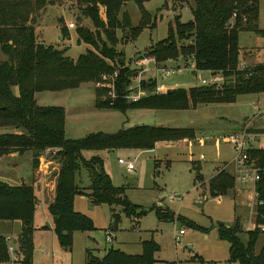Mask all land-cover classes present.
Masks as SVG:
<instances>
[{"label":"rangeland","instance_id":"1","mask_svg":"<svg viewBox=\"0 0 264 264\" xmlns=\"http://www.w3.org/2000/svg\"><path fill=\"white\" fill-rule=\"evenodd\" d=\"M5 1L8 4L24 3V10L28 12L30 24L35 31L36 42L54 46L74 61L88 50L97 51L96 48L80 42V28H87L93 34L100 31L104 41L110 45L103 30L96 29L76 0H52L41 7L42 2L38 0ZM144 5L147 19L143 24V15L135 2L119 5L118 19L121 26L115 32L114 38V47L119 54L118 62H107L117 69L115 73H118L119 68L127 67L134 71L135 76L142 75V79L148 82H153L151 76L154 75V68L167 65L184 67L186 62L188 69L186 67L187 70L183 72L169 76L160 72L158 84L186 90L203 87L201 81L209 80L210 72L195 71L192 58L180 56L175 59V63H169V59L159 63L154 56L149 55L152 47L168 38L169 25L171 23L175 26L177 17L182 23L193 20L191 10L195 6L194 1L175 3L171 0H152ZM259 5L258 25L264 30V0H259ZM124 13L129 17L127 21ZM100 14L103 18V11L100 10ZM190 43L188 40L178 41L179 46ZM239 45L241 62L244 61L247 68L264 64L263 38L254 33L241 32ZM147 56L154 57L157 66L151 63L143 67L141 61ZM0 59L4 61L7 57L0 52ZM131 81L137 83L135 78ZM234 81V77H224L221 86ZM151 86L152 84L148 86L150 92L155 89ZM99 90L106 92L102 94ZM97 98L101 101L111 99L103 77L84 82L77 89L36 94L39 106L65 109V131L68 139H83L97 133L112 135L137 126L193 128L196 130L195 138L160 142L154 150L84 152L86 160L96 155L101 157L114 186L124 188L129 201L140 208L135 210V216L128 217L121 206H95L88 197L76 196L75 211L90 217L96 230L88 233L77 232L73 249L66 252L54 244L51 236L46 237L38 230L34 234V243L38 249L35 252V263L87 264V250L102 258L111 248L129 255H139L142 253V243L154 239L160 246V251L156 254V264H231L230 244L220 240L216 227L219 223L233 227L239 220L243 230L239 236L247 243L246 229L252 228L254 223L256 225L258 206L255 185L247 183L249 188L245 191L238 179L241 173L238 164L234 162L237 153L232 147L231 137L246 133L249 148L264 149V93L239 96L232 104H203L196 109L184 111L133 109L127 113L98 109ZM10 132L16 130L0 129V134ZM45 152L40 157V165L36 171L32 170L31 153L17 157H11V154L0 156V182L15 186L21 185L23 180L28 185L34 181L33 185L38 188V185L54 181L58 178L54 174H59L61 169L60 159L57 153ZM119 159L134 162V169L128 170L125 165L119 164ZM256 163L253 160L254 168L251 166L249 170L260 169ZM222 172L235 179V187L226 195L211 196V181ZM45 178L48 181L43 183ZM77 182L83 189L90 187L91 180L86 169L78 174ZM141 209L148 211V214L139 218ZM151 209L160 211L165 216V221L160 220L157 212ZM38 212L36 227L41 228L51 223L46 205L41 204ZM189 222L208 229V233L189 227ZM109 229L115 231L116 238L113 243L106 241V231ZM180 231L185 233L180 235ZM1 234L7 236L4 231ZM10 237L14 240L13 236ZM7 244L9 245L8 242ZM263 247L264 234H261L256 253L259 254ZM10 257V262L16 259L20 262L23 256L15 252L10 253Z\"/></svg>","mask_w":264,"mask_h":264},{"label":"trees","instance_id":"2","mask_svg":"<svg viewBox=\"0 0 264 264\" xmlns=\"http://www.w3.org/2000/svg\"><path fill=\"white\" fill-rule=\"evenodd\" d=\"M38 1L42 2L41 7L52 0ZM76 1L96 29L103 30L111 46L104 41L100 31L93 34L87 28H80V42L96 48L97 51L88 50L74 61L64 51L36 42L35 31L30 24L28 12L24 10V3L8 4L5 0H0V52L7 57L4 61L0 59V129L16 130L0 134V156L31 153L33 169L36 170L45 150H58L56 155L60 159L61 169L57 178L55 201L48 211L53 218V231L60 247L70 251L74 247L75 233L96 230L90 217L75 211L76 196L88 197L95 206H121L128 217L135 216V210L140 208L129 201L124 188L114 186L105 170L104 160L97 155L86 160L84 152L154 150L157 143L191 139L196 134L193 128L137 126L112 135L97 133L83 139L66 137L65 109L39 106L36 94L77 89L84 82L99 80L103 75H113L117 69L107 61L118 62L119 54L114 47V38L115 32L121 26L118 19L119 5L135 2L143 15V24L147 19L144 4L152 0ZM193 1V20L182 23L177 17L175 26L171 23L169 25L168 38L152 47L149 55L154 56L159 63L180 56L192 58L197 71L222 73L225 78L234 77L235 81L221 87L203 86L188 90L175 89L171 94H150L134 102L128 101L126 96L135 73L123 67L118 70L117 97L105 101L97 98L98 109H111L122 113L133 109L184 111L196 109L203 104H232L239 96L264 93V64L240 70V33H254L264 39V30L258 25L259 0ZM100 10L103 11V18ZM234 14L236 17L230 24ZM124 19H129L127 13H124ZM140 29L142 30L141 27ZM185 40L191 43L179 46L178 41ZM122 66L123 64L119 65ZM151 84V87L156 86L154 82ZM143 85L146 87L147 83ZM100 92L104 94L106 91ZM248 154L252 160H256L257 167L264 171V149L252 147ZM82 169L87 170L91 180L87 190L81 188L77 182V176ZM261 174L255 188L257 201L262 204L257 206L256 228L247 232L248 242H243L239 236L243 232L239 220L233 227L222 223L216 227L220 240L230 244L231 264H264V247L259 254L256 253L259 237L264 234L258 227L264 224V173ZM235 182L233 177L222 172L211 181V196L226 195L235 187ZM37 208L38 200L33 186H11L0 182V222L19 221L22 224L17 241L19 253L23 256L20 264H34V220ZM155 211L159 219L165 221V216L160 211ZM147 214L148 211L141 209L139 218ZM188 226L207 233L209 231L193 222H189ZM159 251L160 246L154 239L142 243V253L139 255H129L111 248L100 258L87 250V264H156V254ZM10 260L6 238L0 234V264Z\"/></svg>","mask_w":264,"mask_h":264},{"label":"built area","instance_id":"3","mask_svg":"<svg viewBox=\"0 0 264 264\" xmlns=\"http://www.w3.org/2000/svg\"><path fill=\"white\" fill-rule=\"evenodd\" d=\"M236 15H233V18L230 20V24H232L234 22ZM169 63H175V59H169L168 60ZM142 66L143 67H147L149 66L151 63H154L157 66V62L154 59V57H144L141 61ZM160 66V65H158ZM162 66V65H161ZM160 66V67H161ZM187 67L188 69V64L185 62L184 63V67L183 66H174V67H169L168 65L162 68H154L153 69V73L154 75H152V79L151 81H153L154 83H156L155 89L154 91L150 92L148 86L153 83V82H148V81H144V79H142V75L140 76H134L133 78H135L137 80V83L134 84L131 81V84L128 87V92L129 94L126 96V99H128L129 101H134L137 102L139 101L141 98L146 97L150 94H166L167 90L169 89V87L165 86V85H159L158 84V78H159V73L161 72L163 75L165 76H169L170 74H174L176 72H183ZM247 67L245 65L240 66V70H246ZM195 71H197L195 69ZM119 74L118 73H114L113 75H103V79L106 81V86L108 87L109 93L111 95L112 99H115L117 97V92H116V82L118 79ZM224 75L222 73H214V72H210V79L206 80L203 79L202 82V86H217V87H221V84L223 82L224 79ZM157 81V82H156ZM144 83H147V86L144 87ZM247 138V134L243 133L241 135H235L231 137V144L232 147L234 149V151L237 153V156L234 158V162H236L238 164V168L240 169V173L241 175L239 176V180L244 183H253L254 185H256L257 182L260 181L262 174L261 172L264 173V171H262L261 169H253L254 168V164H253V160L250 158L248 151L249 149V140H246ZM46 154H50V153H56L58 152V150H54V149H47L45 150ZM119 164L121 165H125L128 170H133L134 169V162H127L124 159H119ZM253 167L251 170H249V167ZM255 193H256V197H258V194L256 192L255 189ZM262 204L260 202L257 201V205ZM255 225V224H254ZM259 229L261 231H264V224H261L258 226ZM256 228V225L254 227V229ZM253 229V230H254ZM185 232L184 231H180V235H183ZM116 238L115 235V231L113 230H107L106 231V241L108 243H113L114 239ZM179 238V235H178ZM7 240H11V239H6ZM9 252L13 253L14 252V247L13 246H9Z\"/></svg>","mask_w":264,"mask_h":264},{"label":"crops","instance_id":"4","mask_svg":"<svg viewBox=\"0 0 264 264\" xmlns=\"http://www.w3.org/2000/svg\"><path fill=\"white\" fill-rule=\"evenodd\" d=\"M242 65H246V64H245L244 61L241 62V51H240V66H242ZM169 89H175V88H169ZM18 155H19L18 153H15V154H11L10 156L11 157H17ZM32 170L33 171H36V170L33 169V165H32ZM54 176L55 177H58V173H55ZM46 180H47V178H45V180L43 181V183H45ZM56 180H57V178H55V180L52 181V182H50V183L49 182L48 183L46 182L45 184L38 185L37 186L38 188H36L33 185L34 184V181H32V183L29 184V186H33L35 188V194H36V197H37V200H38V208H37V212H36V216H35V220H34V228H35L34 234L36 232H38V230H39V232L42 233L43 235H45V236L46 235L47 236L48 235L51 236V238L54 241V244L55 245H59L58 240H57V237H56V235H55V233L53 231L54 230V223H53V218L51 217V215H50V217H51V223H49L47 226H43L41 228L40 227H36L37 226V224H36V220L37 219L36 218H37V216L39 214L38 210L40 209L41 204L46 205L47 210H49V206L55 201V197H56V185H57V181ZM22 184H26V182L23 180V183ZM26 185H28V184H26ZM11 186H14V185H11ZM15 186H20V185H15ZM242 187L246 191V188H249V185H246V184L242 183ZM251 189H253V187ZM38 192H39V196H38ZM239 206H240V204H239ZM241 206H243V205H241ZM239 218L241 219V216H239ZM35 224H36V226H35ZM254 226L255 225H253L252 228H248L246 230L247 231L253 230L254 229ZM21 230H22V224L19 221H15V222L1 221L0 222V234H1V232L4 231L7 234V236L5 238L6 239H8V238L11 239L10 241L7 240V242L9 243L8 247L9 246H13L14 247V252L12 254H14L15 252H17L18 255H20V253H19V246H18V242L17 241H18V238L20 236ZM10 236H13L14 237V240ZM75 236H76V233L74 234V239H75ZM12 240H13V243L11 244L10 242H12ZM34 246H35V250H34V264H36L35 263V252L38 249L36 248L35 243H34ZM39 249H42V248L40 247ZM62 251L63 252H66L67 250H64V248H62ZM5 264H20V262H18V259H16V260H12L11 262H8V263H5Z\"/></svg>","mask_w":264,"mask_h":264},{"label":"water","instance_id":"5","mask_svg":"<svg viewBox=\"0 0 264 264\" xmlns=\"http://www.w3.org/2000/svg\"><path fill=\"white\" fill-rule=\"evenodd\" d=\"M174 90L175 89H168L166 94H171ZM64 250H66V249L64 248Z\"/></svg>","mask_w":264,"mask_h":264}]
</instances>
